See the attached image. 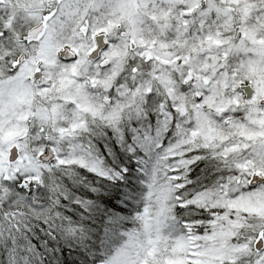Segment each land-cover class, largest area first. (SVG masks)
<instances>
[{
  "label": "snow or ice",
  "instance_id": "snow-or-ice-1",
  "mask_svg": "<svg viewBox=\"0 0 264 264\" xmlns=\"http://www.w3.org/2000/svg\"><path fill=\"white\" fill-rule=\"evenodd\" d=\"M0 264H264V0H0Z\"/></svg>",
  "mask_w": 264,
  "mask_h": 264
}]
</instances>
